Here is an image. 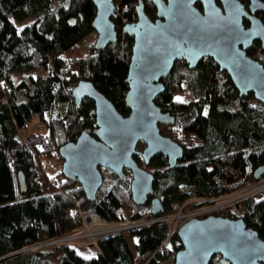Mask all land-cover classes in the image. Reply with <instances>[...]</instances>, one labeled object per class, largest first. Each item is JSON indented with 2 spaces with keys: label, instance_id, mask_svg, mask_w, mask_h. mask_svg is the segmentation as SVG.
Wrapping results in <instances>:
<instances>
[{
  "label": "trees",
  "instance_id": "obj_1",
  "mask_svg": "<svg viewBox=\"0 0 264 264\" xmlns=\"http://www.w3.org/2000/svg\"><path fill=\"white\" fill-rule=\"evenodd\" d=\"M138 2L115 0L117 40L103 49L93 42L82 52V40L96 32L92 0H0V257L80 227L81 210L91 206L110 220L155 215L149 202L134 201L130 173L122 179L101 166L103 184L90 200L80 183L61 169L55 172L51 162L55 155L63 160L62 144L96 126L94 101L85 97L78 105L72 96L80 79L91 80L121 112L129 113L127 77L134 36L123 25L137 19ZM145 9L156 17L152 1L145 0ZM251 54L264 63L259 41ZM164 82L166 89L156 102L176 119L160 128L183 145L184 157L172 166L159 153L145 164L155 173L163 213L179 209L193 195L215 197L258 179L255 170L264 163V103L252 92L241 96L211 57L195 68L177 60ZM184 85L194 96L189 101L176 98ZM34 116L41 118L43 129L24 134ZM41 157L51 170L44 168ZM135 157L143 164L139 154ZM227 211L230 217H243L264 237V197H249ZM170 230L169 222H158L103 237L93 256L60 245L22 251L0 264H163L171 256L175 260L183 246L175 231L165 249L160 248ZM219 256L211 264H218Z\"/></svg>",
  "mask_w": 264,
  "mask_h": 264
},
{
  "label": "water",
  "instance_id": "obj_2",
  "mask_svg": "<svg viewBox=\"0 0 264 264\" xmlns=\"http://www.w3.org/2000/svg\"><path fill=\"white\" fill-rule=\"evenodd\" d=\"M96 6L93 26L97 32L95 47L106 48L118 38L115 0H92ZM156 6V17L145 9V0L137 4V19L123 25L134 36L127 81L129 89L124 114L91 80L80 79L72 88L79 105L85 97L94 101L96 126L83 130L76 139L62 144V171L80 183L90 200H95L103 184L101 166L109 167L125 179L130 171V187L138 204L151 203V212L165 211L162 198L155 195V173L145 164L159 153L167 155L170 165L184 157V147L161 131L160 124H173L175 115L156 102L166 89L164 78L177 60L195 68L211 57L234 82L241 96L252 92L264 103V63L252 56L259 41L264 51V0H148ZM201 3L202 7L198 5ZM248 21V24L245 22ZM140 141L145 146L140 149ZM264 175V163L255 177ZM22 187L26 188L20 173ZM177 233L183 246L175 253L174 264H211L220 254L230 264H264V237L243 217L218 213L194 216L182 223ZM20 253L0 257L3 261Z\"/></svg>",
  "mask_w": 264,
  "mask_h": 264
},
{
  "label": "built area",
  "instance_id": "obj_3",
  "mask_svg": "<svg viewBox=\"0 0 264 264\" xmlns=\"http://www.w3.org/2000/svg\"><path fill=\"white\" fill-rule=\"evenodd\" d=\"M44 123L37 124V129H43ZM43 166L46 170H51L52 166L45 158L41 157ZM55 182V179H52ZM253 185L251 191H245L250 185H244L241 188L234 189L232 191H226L215 197H205L200 195H194L195 200L198 202L194 209L183 212V206L185 201L179 207L177 213H163L149 216L143 215L136 218L129 219H116L110 220L102 216L95 206L88 207L81 210L82 224L80 227L65 232L60 235H56L32 245L25 246L18 251H28L33 249H47L50 247H57L60 245H71L76 247H82L86 245H98L99 239L117 233H127L134 229H139L145 225L169 222L171 230L162 242L160 248L165 249V246L169 244L172 234L178 230L179 226L194 216H205L210 213H218L229 216V208L236 206L239 202L249 198L258 196L257 189L260 186H264V175L250 183ZM256 190V191H255ZM260 194V193H259ZM264 194V189L262 191Z\"/></svg>",
  "mask_w": 264,
  "mask_h": 264
},
{
  "label": "rangeland",
  "instance_id": "obj_4",
  "mask_svg": "<svg viewBox=\"0 0 264 264\" xmlns=\"http://www.w3.org/2000/svg\"><path fill=\"white\" fill-rule=\"evenodd\" d=\"M30 20V19H29ZM28 22V21H27ZM97 39V32H93L89 35H87L81 42V51L82 52H86L88 50V47L90 46L91 43L95 42ZM255 53H257L258 55L261 54L260 51H257V50H254ZM179 97L181 98V100L183 101H189L191 99L194 98L193 96V93L191 91V89L187 86V85H184V88L180 91H176V98ZM205 111H207V109H205ZM41 121V118L39 116H34L29 125H28V129H25L23 130V133L25 134L27 130H31V131H35V130H38L37 129V124ZM145 145V142L143 141H140L139 144H138V148H143ZM143 160V159H142ZM53 166H54V171L57 172L58 170H62V166H63V160H61L60 158H58L56 155L52 158L51 160ZM143 164L145 165L144 161H143ZM128 173H130V171L128 170ZM254 181H251V182H248L246 183L245 185L249 184L250 186L247 187L246 189H244L245 191H251L252 188H253V185H251L250 183H252ZM241 188V187H240ZM264 189V186H260L258 189H257V193H258V196H256V198H261V197H264V194H262V191ZM256 191V190H255ZM260 193V194H259ZM195 196H191L189 197L186 201H185V205H190L192 203H198L195 198ZM242 202V201H241ZM182 204V203H181ZM180 204V205H181ZM179 205V206H180ZM235 207V206H234ZM149 209H151V203H149V206H148ZM194 209V208H192ZM191 210V208L187 209V208H183V212L184 211H189ZM178 212V209L175 210V211H171L169 213H177ZM96 248H98V245H86V246H82V247H77L78 249V252H80L81 254L83 255H87V256H92L93 254L95 255L96 254ZM219 260H218V264H230L228 263V261L222 257V256H219L218 257ZM163 264H174V258L173 256H171L169 259H167Z\"/></svg>",
  "mask_w": 264,
  "mask_h": 264
},
{
  "label": "flooded vegetation",
  "instance_id": "obj_5",
  "mask_svg": "<svg viewBox=\"0 0 264 264\" xmlns=\"http://www.w3.org/2000/svg\"><path fill=\"white\" fill-rule=\"evenodd\" d=\"M256 42H257V41H256ZM256 42H255V43H256ZM143 142H144V141H143ZM144 146H145V145H144ZM141 149H142V148H141ZM166 156H167V155H166ZM140 157L143 159V157H142L141 155H140ZM167 158H168V157H167ZM177 163H178V162H177ZM175 165H176V164H175ZM173 166H174V165H173ZM155 195H156V194H155ZM149 203H150V202H149Z\"/></svg>",
  "mask_w": 264,
  "mask_h": 264
},
{
  "label": "snow or ice",
  "instance_id": "obj_6",
  "mask_svg": "<svg viewBox=\"0 0 264 264\" xmlns=\"http://www.w3.org/2000/svg\"><path fill=\"white\" fill-rule=\"evenodd\" d=\"M177 100H181V98L177 97Z\"/></svg>",
  "mask_w": 264,
  "mask_h": 264
},
{
  "label": "crops",
  "instance_id": "obj_7",
  "mask_svg": "<svg viewBox=\"0 0 264 264\" xmlns=\"http://www.w3.org/2000/svg\"><path fill=\"white\" fill-rule=\"evenodd\" d=\"M96 251H97V248H96ZM93 255H94V254H93ZM93 255H92V256H93ZM85 256H87V255H85Z\"/></svg>",
  "mask_w": 264,
  "mask_h": 264
}]
</instances>
